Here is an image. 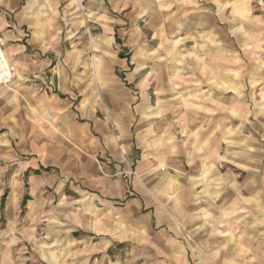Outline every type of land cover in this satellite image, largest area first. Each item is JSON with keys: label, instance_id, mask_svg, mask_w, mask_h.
I'll use <instances>...</instances> for the list:
<instances>
[{"label": "clouds", "instance_id": "obj_1", "mask_svg": "<svg viewBox=\"0 0 264 264\" xmlns=\"http://www.w3.org/2000/svg\"><path fill=\"white\" fill-rule=\"evenodd\" d=\"M0 264H264V0H0Z\"/></svg>", "mask_w": 264, "mask_h": 264}]
</instances>
